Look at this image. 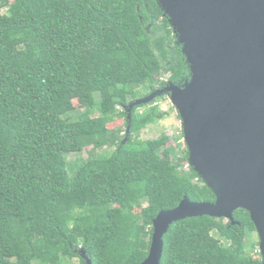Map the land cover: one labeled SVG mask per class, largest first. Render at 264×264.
Wrapping results in <instances>:
<instances>
[{
    "label": "trees",
    "instance_id": "trees-1",
    "mask_svg": "<svg viewBox=\"0 0 264 264\" xmlns=\"http://www.w3.org/2000/svg\"><path fill=\"white\" fill-rule=\"evenodd\" d=\"M189 78L158 0H0V264H142L160 212L215 202L187 146L141 139L167 95L126 111ZM234 219L174 223L161 264H262L249 212Z\"/></svg>",
    "mask_w": 264,
    "mask_h": 264
},
{
    "label": "water",
    "instance_id": "water-1",
    "mask_svg": "<svg viewBox=\"0 0 264 264\" xmlns=\"http://www.w3.org/2000/svg\"><path fill=\"white\" fill-rule=\"evenodd\" d=\"M190 68L180 84L126 107L167 95L183 124L188 166L215 195V202L185 197L153 221L152 244L142 264H161L170 227L203 216L238 223L249 212L264 264V0H158ZM130 128L127 129V134ZM85 264H92L84 250Z\"/></svg>",
    "mask_w": 264,
    "mask_h": 264
},
{
    "label": "rangeland",
    "instance_id": "rangeland-1",
    "mask_svg": "<svg viewBox=\"0 0 264 264\" xmlns=\"http://www.w3.org/2000/svg\"><path fill=\"white\" fill-rule=\"evenodd\" d=\"M99 97L96 96V102H99ZM158 106L160 107L161 111L165 112L167 115L164 119L160 120L154 125L149 126L147 129L143 130L141 132V139L147 140V139H156L162 134H167L171 137V140L169 145L173 146L177 149H184L186 145L184 141V132H183V124L182 120L175 108V106L172 104L170 98L167 96L165 100H161L158 103ZM79 113L82 112V109L79 108L77 110ZM96 115L99 114L98 106L95 109ZM76 114V113H75ZM73 114V115H75ZM117 126L122 127L125 129V125L123 123V120H119L113 124H110L109 127L115 128ZM177 139V140H176ZM89 149L83 151L79 154H68L67 155V169L70 177H74L76 173L78 172L80 166L87 160L89 157L87 151ZM110 149H102L96 151L97 153L104 154L107 156H110ZM260 241V240H259ZM70 264H81L79 259H75Z\"/></svg>",
    "mask_w": 264,
    "mask_h": 264
}]
</instances>
